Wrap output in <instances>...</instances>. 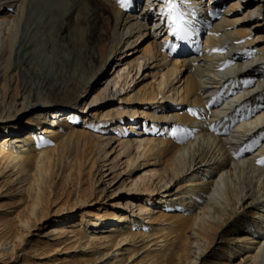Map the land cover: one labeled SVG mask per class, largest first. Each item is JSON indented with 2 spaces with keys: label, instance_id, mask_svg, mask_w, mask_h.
<instances>
[{
  "label": "bare ground",
  "instance_id": "bare-ground-1",
  "mask_svg": "<svg viewBox=\"0 0 264 264\" xmlns=\"http://www.w3.org/2000/svg\"><path fill=\"white\" fill-rule=\"evenodd\" d=\"M261 159L264 0H0V264H264Z\"/></svg>",
  "mask_w": 264,
  "mask_h": 264
},
{
  "label": "rangeland",
  "instance_id": "rangeland-1",
  "mask_svg": "<svg viewBox=\"0 0 264 264\" xmlns=\"http://www.w3.org/2000/svg\"><path fill=\"white\" fill-rule=\"evenodd\" d=\"M55 34H52L51 35V38L52 39H55ZM59 41H60V39H59ZM53 47H54V49H53ZM48 46V52H50V51H53L52 53L50 52V54H49V56L51 55V57H53V55H57L58 53H57V49H56V47L55 46ZM141 47H143V46H141ZM52 48V49H51ZM56 52V53H55ZM55 53V54H54ZM130 53V52H129ZM102 80L101 79H98V81L97 82H101ZM98 107H100V106H98ZM97 109V111H95V112H97V114L100 116V115H102L103 114V112H105V111H107V110H110L111 108L110 107H108V108H105V109H101V108H96ZM138 128V130H140V129H142V127H137ZM110 134H111V132H110ZM109 135H106L104 138H106V137H108ZM133 139V138H132ZM117 144L118 143H116V144H114L112 147L113 148H116L117 147ZM114 155V156H113ZM115 152L113 151L111 154H110V156L105 160V161H107V160H113L114 158H115ZM111 163V161L109 162V163H107V164H110ZM123 167V166H122ZM121 167V168H122ZM107 169H109V168H107ZM122 177H126V178H128V176H121V178ZM111 178H112V176H110V177H108V178H106L105 179V182H107V181H109V180H111ZM120 178V179H121ZM122 183V181L118 184V181L116 182V183H114L112 186H110V187H108L107 188V190H106V199L105 200H103V201H100V202H97V203H94L93 205H91V206H87L86 208H80L81 209V211H83V210H85V211H88L89 213H98V212H100V211H104L105 209H107V211H111V209L113 208V207H115V202H120V203H123L125 200H123V199H121V196H123V195H125L126 194V191L124 190V192L123 191H119V193H118V186L120 185ZM113 193H114V196H112L113 195ZM145 201V200H144ZM153 207H155V205L154 206H152L151 208H153ZM80 210H79V212H78V216H80L79 214H80V212H81ZM111 213V212H110ZM65 218V215L64 216H62L59 220L60 221H62L63 219ZM77 222H79V221H77Z\"/></svg>",
  "mask_w": 264,
  "mask_h": 264
},
{
  "label": "snow or ice",
  "instance_id": "snow-or-ice-1",
  "mask_svg": "<svg viewBox=\"0 0 264 264\" xmlns=\"http://www.w3.org/2000/svg\"><path fill=\"white\" fill-rule=\"evenodd\" d=\"M121 7L125 6L126 0H119ZM168 14L171 18V31L179 39L185 38L187 35L186 30L183 27L182 17L176 12L175 3L170 2L168 5ZM195 115V113H193ZM260 164L264 165V159L259 161Z\"/></svg>",
  "mask_w": 264,
  "mask_h": 264
}]
</instances>
